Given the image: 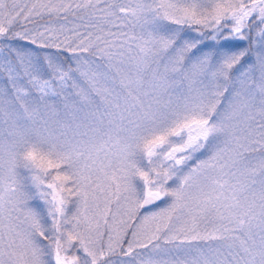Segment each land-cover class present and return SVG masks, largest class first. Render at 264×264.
<instances>
[{
	"label": "snow or ice",
	"instance_id": "6c2138e0",
	"mask_svg": "<svg viewBox=\"0 0 264 264\" xmlns=\"http://www.w3.org/2000/svg\"><path fill=\"white\" fill-rule=\"evenodd\" d=\"M0 264H264V0H0Z\"/></svg>",
	"mask_w": 264,
	"mask_h": 264
}]
</instances>
